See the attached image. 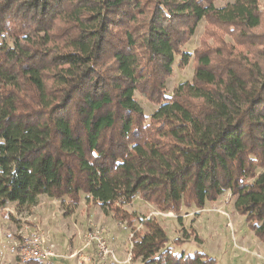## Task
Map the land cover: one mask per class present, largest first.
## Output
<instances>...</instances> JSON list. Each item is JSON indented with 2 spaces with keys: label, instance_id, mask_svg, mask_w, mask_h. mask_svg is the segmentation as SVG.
I'll return each mask as SVG.
<instances>
[{
  "label": "trees",
  "instance_id": "1",
  "mask_svg": "<svg viewBox=\"0 0 264 264\" xmlns=\"http://www.w3.org/2000/svg\"><path fill=\"white\" fill-rule=\"evenodd\" d=\"M214 1L0 0V208L84 194L125 221L132 260L215 264L120 204L176 214L229 191L264 240V15L260 0ZM175 55L194 70L167 96ZM134 91L158 106L147 122Z\"/></svg>",
  "mask_w": 264,
  "mask_h": 264
},
{
  "label": "rangeland",
  "instance_id": "2",
  "mask_svg": "<svg viewBox=\"0 0 264 264\" xmlns=\"http://www.w3.org/2000/svg\"><path fill=\"white\" fill-rule=\"evenodd\" d=\"M231 1L215 0L214 5L220 7ZM259 7L264 15V0L259 1ZM207 26L206 20L201 18L181 50L193 53L199 47ZM224 37L226 41H231L228 35ZM207 41L212 43L213 38L208 37ZM178 58L179 55H175L171 74L165 80L167 96L171 95L173 88L192 78L193 58L182 67L177 65ZM133 95L142 107L147 122L158 106L138 91H134ZM80 199L73 204L66 197L53 199L39 195L33 206L8 202L0 208V264H26L20 258V249L24 238L33 231L41 234L56 253L52 256L53 264H79L78 254L90 258L81 264H141L140 259L132 260L129 255L130 228L125 221L115 219L112 212H105L99 204L86 200L84 194ZM233 204L234 196L224 191L216 201H206L202 208L193 204L182 205L176 214L158 211L138 196L131 203L120 206L142 218H155L164 227L168 239L166 246L173 253L191 254L198 250L211 256L215 264H264V240L254 235ZM133 225L144 230L137 220L133 221ZM190 227L195 228L201 242L194 240L192 234L185 239L181 228L188 232ZM91 231L106 242L109 253L104 257L98 254L95 242L87 245L86 236ZM176 237L180 239L177 244L174 243ZM71 254L74 255L71 257Z\"/></svg>",
  "mask_w": 264,
  "mask_h": 264
},
{
  "label": "built area",
  "instance_id": "3",
  "mask_svg": "<svg viewBox=\"0 0 264 264\" xmlns=\"http://www.w3.org/2000/svg\"><path fill=\"white\" fill-rule=\"evenodd\" d=\"M91 241L96 243L97 249L100 256H105L109 253L106 242L103 241L100 237L97 236L96 232L89 233L86 236L87 245ZM56 253L52 250V247L45 243L44 237L36 231L30 233L27 237L24 238V243L20 249V258L26 264L30 262H35L34 264H53L52 256ZM74 254H71L72 257ZM77 262L81 264L84 261H89L90 258L83 255H77Z\"/></svg>",
  "mask_w": 264,
  "mask_h": 264
}]
</instances>
